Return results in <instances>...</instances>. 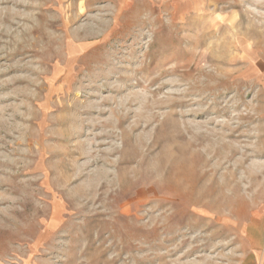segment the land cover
I'll return each mask as SVG.
<instances>
[{
  "label": "rangeland",
  "instance_id": "1",
  "mask_svg": "<svg viewBox=\"0 0 264 264\" xmlns=\"http://www.w3.org/2000/svg\"><path fill=\"white\" fill-rule=\"evenodd\" d=\"M0 264H264V0H0Z\"/></svg>",
  "mask_w": 264,
  "mask_h": 264
}]
</instances>
